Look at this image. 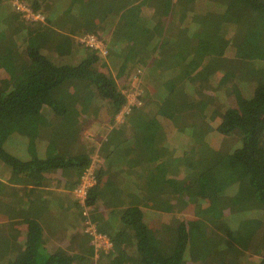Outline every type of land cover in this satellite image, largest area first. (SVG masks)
Returning <instances> with one entry per match:
<instances>
[{"label":"trees","instance_id":"16d2710c","mask_svg":"<svg viewBox=\"0 0 264 264\" xmlns=\"http://www.w3.org/2000/svg\"><path fill=\"white\" fill-rule=\"evenodd\" d=\"M16 2L43 19L27 17ZM110 33H121L128 46L119 48ZM87 34L107 43L105 59L82 43ZM132 48L141 59L125 65ZM262 56L264 0H0V122L7 123L6 139L17 131L29 141L16 154L0 141L2 168L29 176L18 203L10 188L1 195L10 201L0 211L12 216L14 202L29 229L24 238L0 231V264H91L90 225L115 246L111 254L102 251V264H187L191 233H200L187 226V212L209 230L208 251L197 264H264ZM139 64L146 70L141 102L118 122L127 101L122 88L129 86L118 80ZM219 94L231 101L222 112L217 104L206 123L219 120L211 135L227 140L233 134L234 148L207 154L199 146L206 141L199 136L208 134L198 132L204 124L195 126L198 139L185 128L167 129L165 122L174 124L188 105L204 112ZM92 120L110 127L94 153L77 139ZM36 149L38 155H28ZM188 152L198 156L191 161ZM95 154L102 158L93 169L96 183L81 200L75 191ZM193 168L189 183L184 173ZM61 173L71 191L66 223L59 198L39 189L48 180L59 185ZM178 200L192 207L177 206ZM78 226L89 248L81 244L77 252L54 240L58 229L75 235ZM130 247L137 253L129 254ZM108 256L112 262H105Z\"/></svg>","mask_w":264,"mask_h":264},{"label":"rangeland","instance_id":"374dc122","mask_svg":"<svg viewBox=\"0 0 264 264\" xmlns=\"http://www.w3.org/2000/svg\"><path fill=\"white\" fill-rule=\"evenodd\" d=\"M114 8H115L114 14H115V17H117L118 8H116V7H114ZM41 19H43V18H41ZM262 57H264V56H262ZM258 61H259V62H257L258 64L264 63V60L258 59ZM142 67H144V66H142ZM142 67L140 68L141 69V75H139L140 79H134V76H132V75H134L135 73H133V74H130V76L127 77L126 79H119L118 80V83L120 86L123 84H126L127 86L129 85L128 88H122L123 91H125L126 89H132V88H138V87L140 88V85L142 86L141 80H142L143 74L145 73L144 69ZM257 67H259L257 69V73L261 74V77H262L261 82H264V65H259ZM223 71H224V68L220 67L215 72L217 73L218 76H221ZM131 73H132V71H131ZM182 73H183V75L185 74L184 76H187L189 74L187 71H184ZM125 80H127V81H125ZM253 82L254 81L251 80L250 83H253ZM255 82L257 83L256 80H255ZM246 87L249 88L247 85H246ZM141 89H139V90H141ZM221 95L222 94H219L220 100H218L219 98L218 99L215 98L214 103L212 105L210 104L204 112H202L201 106H195L194 107L192 105V107H189V105H188V111L182 113L181 116H178V120L174 124H171L170 122H165V124H167L169 126V127H167V129L172 128V130L178 129V131H181L183 128H185V129H188L187 130L188 133L191 130V133H190L191 138L194 137V138L198 139L197 138L198 136H196V134H195V126H197L199 124H204L201 128H199L198 132H200L202 134V136L204 134L208 133L207 135H204L205 137L199 136V138L206 139V141H205V144H203V142L202 143L198 142V143H199L200 147L203 146V150L206 149L204 151H207V154H210L209 151L214 152L216 150H220V152H222V151L227 150V149L231 150L232 148H234L238 144V141H236L234 138L229 140L231 137H234L233 134L230 136H224V138L227 140L219 139V138H217V136L214 137L213 135H211L212 132H210V130H211V127H213V128H215V126L217 127V123L219 120H217L216 122H212L213 126L212 125L207 126V123H206V121L209 122L208 119H210L212 112H215L214 107L217 104L219 105V108L221 109L220 111L222 112V110L227 107V103L228 104L230 103L231 98H232V97L230 98L231 95H226V94H225V96H221ZM202 98H203V96H202ZM210 99H211V93H208L207 94L208 102H211ZM83 115H85V114H83ZM85 118H87V116H85ZM162 122L164 124V121H162ZM4 124H7V123L4 121L2 123L0 122V141L5 140L4 144L6 146V149H9V150L11 149L13 152H15V154H16L17 150L25 149L26 145H29L28 138L25 137V135L21 134L22 132L17 133V131H16V132H12V135L6 139L4 137L6 134V126L4 129V127H3ZM106 125L107 124H105V123L97 122V120L96 121L95 120L88 121L85 125V130L82 133L83 134L82 137H89L91 139L94 138L97 140L99 139L98 141L102 142L103 140H106L105 137H107V135L110 131V127H108ZM35 129H36V127H35ZM179 133H176V134L178 135ZM178 137H186V134L184 132H182V133H180V135ZM218 140H220L221 142H218ZM181 141H183V140H181ZM212 143H213V145H212ZM191 144H193V141L191 142ZM186 146L189 148L191 147L189 144H187ZM211 148H213V149H211ZM201 149H202V147H201ZM95 150H97V149H95ZM188 153H189V155L187 154V158L190 159L191 161L196 156H198L196 153H192V152H188ZM201 153H200V155H201ZM204 153H206V152H204ZM95 155H97V154H95ZM99 156L101 157V154H99ZM187 167L190 168V166H188V165H187ZM171 170L174 172L176 171L179 174V171H178L179 168H175L172 166ZM184 175L186 176L185 179H187V182L190 183L196 175L195 168H193L191 170H186ZM179 177H181V176H179ZM76 198H79V195L77 194V192H76ZM170 198H171V202L173 204V197L170 196ZM176 202H177L176 203L177 206L182 204L183 207H185V208L190 209V207H192L191 205H188V203H186L184 201L181 202V200H178ZM185 214H186L185 216L188 218L187 219V221H188L187 226L189 228H193V226H196V228H197L196 230L200 232L199 234H193L194 232L191 233L190 248H189V252H188L189 258L187 261V264H197L199 262L198 260L203 255H206V253L208 251L209 230H208V228L207 229L205 228L204 219H201V217H198L196 219L190 218V214H191L190 212H187ZM231 226H233V223L231 224ZM133 249H135V252L137 253V249L135 247ZM129 251H130V249H129ZM104 260H105V262L109 263V262H112L113 259H112V257L108 256V257H105ZM127 260H129V263H130V256H127ZM91 261L94 262V259H92Z\"/></svg>","mask_w":264,"mask_h":264},{"label":"crops","instance_id":"0c3cea01","mask_svg":"<svg viewBox=\"0 0 264 264\" xmlns=\"http://www.w3.org/2000/svg\"><path fill=\"white\" fill-rule=\"evenodd\" d=\"M106 37H107L108 40L110 38V41H111V38L119 41V46H118L119 48L120 47H124L125 45H127V43L125 42V39L122 38L121 33L116 35V36H114L113 33L111 35L108 34V35H106ZM106 46H108V45H106ZM118 47H117V49H118ZM131 50H135V49L134 48L129 49V51L126 53V56L124 57V64L125 65H126L127 62L135 63L138 59H141L142 55L138 56V54H139L138 51L135 52V51H131ZM136 66H138V65H136ZM139 67L141 68L142 65H140ZM138 68L134 72H132L131 74L136 73L140 69V68L139 69ZM142 68L144 69V72H145L146 71L145 67H142ZM144 75H145V73H144ZM61 138L64 139L65 137H61ZM105 138H107V137H105ZM77 139L82 141V142H85V144H87L88 146H91V149H93L94 147L99 148L101 146V144L103 143V141H104L103 140L102 142H99L98 141L99 139L98 140L94 139V138L91 139L89 137H77ZM53 141L58 143V140H56L55 138H53ZM51 149H52V147H51ZM49 151H50V149L47 150V151L43 150L42 153H40V155L41 156H47V153ZM95 151H98V150H95ZM95 151H93V153ZM38 153H39L38 149H36L33 152L29 151L28 155H31V154L38 155ZM0 168H1L0 172L3 174V175L0 174V180L2 181V182L0 181V187H1L0 188V204H1V202L4 203V202H9L10 201L8 199L7 200H3L1 198V195L3 193V189L5 187H7L8 189L10 188V189H12L13 191L16 192V201L15 202L18 203L19 200H20V196H21L19 188L20 187H25V184H24V180L25 179H24V177L25 178H29V176L26 177L24 174H20V173H12L11 174V170L8 171V170L2 168V165H0ZM10 176H12V178H11L12 181L9 183V180H10L9 177ZM55 180L56 181L59 180L60 184L59 185H54L53 184L54 180H48V181H45V183L47 185L42 187V188H39V189H43V191L54 192L51 195H55L57 198H59V201H60L59 205H60L61 208L57 205V210H58V212L63 214V216L61 217L62 218V220H61L62 223L63 222L66 223L67 219L69 218V216L66 215L67 211L64 208L66 207L65 203L67 201H69V199H70L71 191L68 190L67 187L65 186L66 178H65V176H63L62 173L59 174L58 177H56ZM5 185H7V186H5ZM32 186L33 185L28 184L27 185V189H30ZM45 194H48V193L45 192ZM22 195H23V192H22ZM12 206H13V213L11 214L12 216L7 215L6 213L0 211V223H1V228H0L1 230L0 231L4 232L5 234H9V232H11V233L15 234V236L18 237V238H21V237L24 238L26 236V233H27L28 229H29V224L22 223V221H21L22 218L19 217V209H20L19 207L20 206H14V202H13ZM14 208L15 209L18 208V210L15 211ZM48 210L51 211L50 209H47V210H45V213L48 212V215H49V211ZM45 217H47V216H45ZM80 228L81 227H79V226L77 227V229L75 231L76 232L75 235L72 232L69 233V234H65L67 232L66 230L61 231L60 229H58L57 232H53V238H54L55 241L59 242L63 247H69V246L74 247L75 249H77V252L79 251V249L81 250V246H80L81 244L82 245H86L89 248L90 242H87L84 239V236H83L82 232L79 231ZM47 236H48V239L50 241H52V239L49 238V235H47ZM121 244H122V249H123L122 254H123L124 252H126L124 250L126 248V245H125V242L123 241V239L121 241ZM129 249H130L129 254H131L133 249L131 247ZM83 251H84V249H83Z\"/></svg>","mask_w":264,"mask_h":264},{"label":"built area","instance_id":"2783aa9c","mask_svg":"<svg viewBox=\"0 0 264 264\" xmlns=\"http://www.w3.org/2000/svg\"><path fill=\"white\" fill-rule=\"evenodd\" d=\"M17 6L26 13L27 17L34 18V19L43 18L41 15H37V14L34 15L32 11L28 7L24 6L23 4L17 3ZM81 41L83 44L90 46L94 48L95 50H98L102 57H106L108 55V48L106 46L104 39H102L101 37L95 34H87L84 37H82ZM139 75H141V69H139V71H137L132 76H134V79H140ZM123 92L126 94L127 101L122 107L119 114L117 115L118 122H123L125 113H129V111L132 109L133 106L141 102L139 99V96L141 94V90H139V87L132 88V89H126ZM101 160L102 158L99 156V154L94 156V161L90 169L83 176L82 182L76 188L75 192H77L81 200H84L90 187H92L96 183V178H95L93 169L97 166L99 162H101ZM87 231L90 232L91 235L93 236V244L95 246L96 252H99L101 249H104L107 253H109L112 250L113 243L111 242V240L106 235L99 234L96 231V228L94 225H90L87 228Z\"/></svg>","mask_w":264,"mask_h":264},{"label":"clouds","instance_id":"9594fccd","mask_svg":"<svg viewBox=\"0 0 264 264\" xmlns=\"http://www.w3.org/2000/svg\"><path fill=\"white\" fill-rule=\"evenodd\" d=\"M112 243H113V241H111ZM113 247H115L114 246V243H113ZM102 253H97V252H95V257H94V262H93V264H102L103 262V258H102V256L103 255H101ZM106 254H111L110 252L109 253H107L105 250H104V255H106Z\"/></svg>","mask_w":264,"mask_h":264},{"label":"flooded vegetation","instance_id":"af4514ba","mask_svg":"<svg viewBox=\"0 0 264 264\" xmlns=\"http://www.w3.org/2000/svg\"><path fill=\"white\" fill-rule=\"evenodd\" d=\"M102 251H104L103 249H101L99 252H97V253H102ZM112 251H114L115 252V247H113L112 248ZM95 252H96V249H95Z\"/></svg>","mask_w":264,"mask_h":264}]
</instances>
